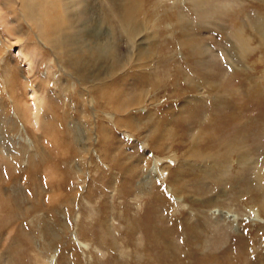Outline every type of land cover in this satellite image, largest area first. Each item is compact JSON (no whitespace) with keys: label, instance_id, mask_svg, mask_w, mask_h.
<instances>
[{"label":"rangeland","instance_id":"obj_1","mask_svg":"<svg viewBox=\"0 0 264 264\" xmlns=\"http://www.w3.org/2000/svg\"><path fill=\"white\" fill-rule=\"evenodd\" d=\"M112 1L33 68L45 123L0 44V264H264V0Z\"/></svg>","mask_w":264,"mask_h":264},{"label":"bare ground","instance_id":"obj_2","mask_svg":"<svg viewBox=\"0 0 264 264\" xmlns=\"http://www.w3.org/2000/svg\"><path fill=\"white\" fill-rule=\"evenodd\" d=\"M81 1L82 0H0V26H2V29H3L2 32L4 34V37H3L4 41L0 40V44L2 43V46H6L7 43H11V42L14 43L15 42L16 47H17L18 58L23 62V65L26 68L25 73L30 74L33 72V74H32L33 78L31 79V77L27 76V79L24 82V88H25L26 94L28 96V104H25V105H27V107L25 106L24 108L26 110L25 113L27 114V117L29 119H31L32 116H34L33 120H37L39 122L41 121V123H45V122H47V118H49V114H47V110H49V105L51 103H53V101L50 102V104L46 101L47 97L49 96V94L47 95V93H48L47 92L48 88L46 87L47 84H45L48 78L47 79L45 78L43 80L44 77L42 76L43 78L40 79V77L38 76V73L35 72L33 68L36 67L37 63L44 62V64H47V67H48L47 71H49L48 73H50V69L52 68V63L53 64L56 63V59L58 60V57H60V53L64 57L61 60L62 64H63L65 58L70 59V54L72 52V42L74 43V41L76 39V36H77L76 30L78 29V24H79V28H83V27L85 28V26H84L85 24L82 23V18H84V17H82L83 16L82 13H78V10H77V6L80 4ZM109 3L110 4L108 6L110 7L111 11L115 15L118 16V13H117L118 12L117 6H119L118 2L113 0L112 2H109ZM84 12H85V8H84ZM123 16L124 15H121V16L119 15V17H121V18H123ZM25 24L31 25L32 30H30L28 28L29 26L28 25L26 26ZM120 25H123L121 23V20H120ZM260 25H261V23H260ZM262 25L259 28H261ZM0 37H2V36H0ZM66 38H69L71 43H68L67 41H65ZM243 39H244V37L239 36V35H237V37H236V42H237L236 48L238 49V51H244V49H246V43ZM43 44L47 45V50L42 51L40 46H42ZM2 46H0V49H2ZM1 52H3V51L1 50ZM8 68H10V67L8 66ZM0 69H4V68L2 67ZM35 70L37 71V69H35ZM6 73H7V71H6ZM37 78H39L40 80L38 79L39 81L36 84L34 81H36ZM6 79H7V77H6ZM3 86H4V84H3ZM14 88L15 87H13V90H14ZM9 91H11V90H9ZM50 96H52V95H50ZM212 102H214V101H212ZM52 117H53V115H52ZM55 119L56 118H54L53 120H50V121L53 122ZM65 119L67 121H69L68 112H67V115L65 116ZM24 121L28 122L26 120H24ZM52 128H53V126H52ZM55 128H56V126H55ZM194 134H196V132ZM229 145H231V144H229ZM226 146H227V149L230 148V149H228L230 152L232 147H230L228 145H226ZM226 146H225V148H226ZM236 147H237V145L234 147V149ZM234 149H233V151H234ZM241 149H243V148H241ZM237 150H238L237 156L239 158L237 161L241 160L242 162H244L246 153L243 151H239L240 148H238ZM225 152L227 153L228 151H225ZM210 153H211V151H210ZM210 153H209V156H210ZM230 153H233V152H230ZM205 155L207 156V154H205ZM211 157H213V155ZM202 160H204V159L202 158ZM247 162H248V160H247ZM222 164H224V163H222ZM208 172H209V170H208ZM257 172H258L257 177H260V176L263 177L264 176L263 167H257ZM195 177H197V176H195ZM260 206H261L260 208L262 209V211H264V201L260 203ZM199 229H200V227H199ZM259 232H260V229H259ZM193 235L194 234L192 232L191 236L189 235L191 237L189 240H191L194 237ZM240 239H242V238H240ZM199 243H201V242L199 241ZM249 251H250V249H249ZM244 252H242V254H244ZM177 255H178V253H177Z\"/></svg>","mask_w":264,"mask_h":264}]
</instances>
